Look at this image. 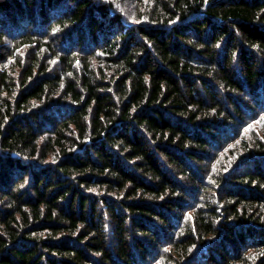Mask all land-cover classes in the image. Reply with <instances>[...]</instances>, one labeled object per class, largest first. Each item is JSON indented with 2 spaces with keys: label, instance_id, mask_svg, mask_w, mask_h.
Returning <instances> with one entry per match:
<instances>
[{
  "label": "trees",
  "instance_id": "trees-1",
  "mask_svg": "<svg viewBox=\"0 0 264 264\" xmlns=\"http://www.w3.org/2000/svg\"><path fill=\"white\" fill-rule=\"evenodd\" d=\"M0 264H264V0H0Z\"/></svg>",
  "mask_w": 264,
  "mask_h": 264
},
{
  "label": "rangeland",
  "instance_id": "rangeland-1",
  "mask_svg": "<svg viewBox=\"0 0 264 264\" xmlns=\"http://www.w3.org/2000/svg\"><path fill=\"white\" fill-rule=\"evenodd\" d=\"M113 8H115L116 10H119L120 12H122L123 15H125L127 17L129 16L130 18L134 19L133 18L134 15L131 14L130 11L127 14H125V11L127 10V8L122 3H120V2H114L113 3Z\"/></svg>",
  "mask_w": 264,
  "mask_h": 264
}]
</instances>
